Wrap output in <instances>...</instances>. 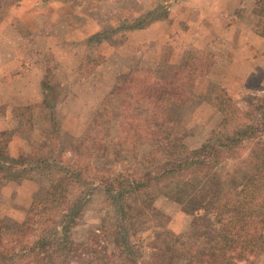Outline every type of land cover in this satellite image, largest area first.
I'll use <instances>...</instances> for the list:
<instances>
[{
	"label": "trees",
	"instance_id": "16d2710c",
	"mask_svg": "<svg viewBox=\"0 0 264 264\" xmlns=\"http://www.w3.org/2000/svg\"><path fill=\"white\" fill-rule=\"evenodd\" d=\"M20 1L0 0V23ZM255 12L260 16L256 30L264 35V0H257ZM167 15V7L147 10L88 40L102 43L108 38L103 32L142 29ZM203 54L188 56L165 75L145 66L125 73L123 107L115 114L121 135L115 144L138 161L123 172L94 163L107 149L112 125L103 111L79 135L82 148L61 144L56 131L50 150L33 145L31 155L15 156L9 149L15 129L0 130V190L40 172L49 177L43 198L32 201L10 237L0 216V264H71L81 258L85 241L74 240L73 228L96 186L104 188L105 205L114 214L113 222H103L99 230L110 239V255L120 264L139 261L140 246L133 238L160 217L155 204L160 196L208 220L188 235L167 231L175 264H235L264 252V146L251 142L256 125L264 131V96L248 95L242 108L221 89L220 123L199 147H189L182 109L191 96L187 89L212 67V56ZM42 85L44 92L52 90L47 82Z\"/></svg>",
	"mask_w": 264,
	"mask_h": 264
},
{
	"label": "rangeland",
	"instance_id": "374dc122",
	"mask_svg": "<svg viewBox=\"0 0 264 264\" xmlns=\"http://www.w3.org/2000/svg\"><path fill=\"white\" fill-rule=\"evenodd\" d=\"M55 4L52 9L38 4L35 5L37 8L33 4L22 7L17 4L8 10L0 23V51H3L0 64H12L11 70L16 64L15 73L4 75L10 82L0 85V130L16 131L9 145L10 153L31 155L33 145L40 150H50V138L55 137L56 131L61 134V144L82 148V136L79 135L95 114L103 111L112 118V125L107 131V149L103 156L94 159L95 166L111 173L136 167L138 160L115 144L121 135L115 114L123 107L120 89L124 75L128 69L139 66L165 75L174 64L186 63V56L200 55L202 50L212 56L213 63L215 53L209 46L189 49L193 37L180 35L182 28L178 25L179 17H187L193 23L200 20L203 13L206 17L201 18L204 25L201 28L206 36L201 41L210 44L214 33H209L216 28L210 26L211 20L217 19L210 12L212 5L207 0H56ZM162 7H167L168 17L172 15V19L160 18L150 24V29L120 31L119 28L103 32L102 35L108 38L102 43L88 40L89 34L115 28L125 19ZM163 31L166 35L175 33L177 36H166ZM29 32L34 33L33 44L22 38ZM220 42L225 43L223 38ZM255 53H247V60H254ZM216 54L219 58L214 62L213 74L201 76L194 87L187 89L191 96L182 109V121L187 133L185 142L191 148L204 143L222 119L217 106L219 89L226 90L242 108L248 95L264 96V84L243 83L247 70H231L232 74L239 73L240 78L218 80L216 74L222 71L224 64H231L226 57L234 54L220 49ZM180 56L181 60L176 62ZM17 64H24V67H17ZM20 73L30 76L22 81ZM35 73H41L42 82L52 86V90L47 89L49 93L44 92ZM245 120L242 118L239 123ZM257 126V137L251 142L264 146V131H259ZM142 149L144 147L139 151ZM48 184V175L40 172L21 181H9L2 187L0 216L5 220L7 237L24 219L32 201L43 198ZM105 204L104 188L96 186L72 234L78 244L85 241L86 252L71 264H120L117 256L110 255L114 250L110 239L99 230L103 222L114 220L112 210ZM155 204L162 211L160 217L133 238L140 246L136 264H175L174 248L167 231L188 235L203 228L208 220L202 214L183 211L179 204L164 196H160ZM235 264H264V252Z\"/></svg>",
	"mask_w": 264,
	"mask_h": 264
},
{
	"label": "crops",
	"instance_id": "0c3cea01",
	"mask_svg": "<svg viewBox=\"0 0 264 264\" xmlns=\"http://www.w3.org/2000/svg\"><path fill=\"white\" fill-rule=\"evenodd\" d=\"M207 1L212 5L210 12L213 13V16H216L217 18L216 20H211L213 24H211L210 26H216V28L214 32L209 33V35L214 33V37H212V39L210 40V44L202 43L201 41L204 38V36H206L205 31L202 29L204 25L201 24V18L206 17L204 16L203 13H201L202 17L200 18V20L194 21L193 23L190 20L188 21L187 17L182 16L178 18V25L181 26L180 29L182 28V33H180V35L186 37L187 36L193 37V39H191L192 43L190 41L189 49L190 47L197 49V48L209 46V48L215 53L214 55L215 61L213 60L210 71H208L206 74L203 75L204 78L206 76L209 77V75L213 74L214 68L216 67V64L214 62H216L217 58H219L218 54L216 53H218L220 49L224 52L228 51V54H230L232 51L234 55L232 56L228 55L226 57L228 58V62H230L231 64H224L222 71L216 74L219 76L218 80H222V82H225L226 80L230 81L231 78L233 79H235V77L240 78L239 73L232 74L230 72L231 70L243 69V70H247L248 72L245 79L244 80L242 79L243 83H247V81H250L252 84H256V83H260V85L264 84V66L262 65V58L264 57V35H262L256 30V23H258L260 19L258 18L259 16L255 12V6L257 0H207ZM55 3L56 0H21L18 4L20 5V7L33 4L35 8H37V6L35 5L38 4V5H42L43 8L47 7L52 9L56 7ZM216 9L217 12H215ZM205 15L207 14L205 13ZM167 18L172 19V15L169 17L167 15L166 19ZM184 22H186L187 24L186 28H184L185 25ZM150 26L151 25L146 27V29L147 28L150 29L149 28ZM164 35L166 34L164 33ZM172 35L177 36V34L175 33L173 34L167 33L166 36H172ZM33 36L34 33L29 32L27 34H24L22 38L24 41L26 42L29 41L30 44H33L35 42ZM220 38H223V42L225 43H221ZM214 44H216L217 46H214L213 48ZM164 46L166 45L164 44ZM216 47H219V49L216 50L215 49ZM204 51L206 50H202L200 54L201 53L203 54ZM255 51L257 53H255ZM2 52L3 51H0L1 54ZM250 52H254L255 54L253 58L254 60L249 61L247 60V53ZM188 56H190V54ZM181 58L182 57L180 56V58L176 59L175 61L177 62L178 60H181ZM187 58L188 57L186 56L185 60H187ZM250 62H253V64H251ZM11 65L12 64H0V85H3L5 84V82L8 81L10 82V80L6 78V76H4L6 73H9V75H11V73H15L14 69L16 67V64H13L15 65V67L12 70L10 69ZM18 65L19 64H17V67ZM34 65L35 64H33V67L35 68ZM19 67L23 68L24 64H20ZM18 75H20V78L24 79V80L21 79L22 81H26V79L30 76L29 75L27 77V74L24 73H20ZM35 76L36 78H38V82L42 83L43 75L41 73L38 74L35 73L34 77ZM222 86L225 87L224 85ZM221 89H219V91ZM6 127H11V126H6Z\"/></svg>",
	"mask_w": 264,
	"mask_h": 264
}]
</instances>
